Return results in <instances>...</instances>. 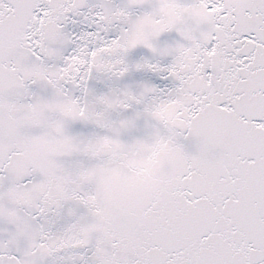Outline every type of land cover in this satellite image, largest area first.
Instances as JSON below:
<instances>
[{
	"label": "snow or ice",
	"instance_id": "obj_1",
	"mask_svg": "<svg viewBox=\"0 0 264 264\" xmlns=\"http://www.w3.org/2000/svg\"><path fill=\"white\" fill-rule=\"evenodd\" d=\"M0 264H264V0H0Z\"/></svg>",
	"mask_w": 264,
	"mask_h": 264
}]
</instances>
